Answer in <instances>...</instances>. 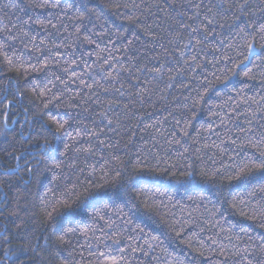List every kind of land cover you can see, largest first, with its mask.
<instances>
[{
  "label": "snow or ice",
  "instance_id": "6c2138e0",
  "mask_svg": "<svg viewBox=\"0 0 264 264\" xmlns=\"http://www.w3.org/2000/svg\"><path fill=\"white\" fill-rule=\"evenodd\" d=\"M90 3L91 0L79 5L75 0L71 3L67 0H41L28 7L47 10L44 19L29 16L22 22V27H0V72L15 74L8 78V85L0 93V137L6 145L0 147V154L5 161L11 158L17 162L11 169L5 164L0 172V192L12 184L13 178L16 181V195L13 197L16 206L8 213L9 217H15L11 221L15 230L7 225L0 228V240L7 245L0 261L3 264L9 261L11 264H53V261L71 264L73 253L68 249L73 246V240L79 244L83 238L90 250L93 244L96 249L90 251V256L95 259L89 260L88 264H132L131 254L141 252L148 256L149 252L144 251V246L133 235L144 234V227L141 224L133 227L129 214H144L149 219H164L171 215L175 219L172 209L179 207V201L173 202L170 190L179 192L182 189L187 193L201 182L214 185L218 192L234 183L244 187V196L232 195L226 202L236 214L258 220L260 227L264 228V133L257 134L251 127L253 120H247L250 125L247 129H237L244 135L230 140V163L223 164L221 158V167H215L216 160H212L213 167L209 169L200 149L185 147L177 138L178 135L189 136L192 118L189 113L201 102L208 103L206 97L210 92L217 98L221 95L212 91L215 84L208 80L206 69L209 65L216 69L210 75L223 85L222 92L226 97L222 103L210 105L209 111L212 107L224 109L232 99L230 89L237 93L243 91L233 82V77L239 75L235 69H241L246 80L256 79L255 69H260L264 75V21L256 23L249 19L242 27L236 25L247 50V55L238 63L226 54L219 59L213 56L212 60H200V54L204 52L202 45L215 35V16H226L234 7L239 13L235 19L240 21L249 16L250 0H236L228 7H225L228 0H217L214 4L209 0L207 7L203 0H180L179 6L177 0L145 4L149 16L155 15L152 12L155 7L157 12L168 11V18L179 25L180 31L175 39L168 40V46L159 44L161 55L148 54L155 50L156 44L144 52L133 51L134 41L128 39L121 29L110 32L104 31L105 24L97 26L93 17L98 20L102 13L89 7ZM259 5L260 11L264 12V0H259ZM104 7L126 10L129 25L136 29L132 34L152 32L151 38L155 39L153 28L159 25L147 23L145 18L141 26V18L135 14L141 11V5L135 0H109ZM178 7L185 10L179 11ZM185 17L191 23L184 22ZM31 25L43 29L46 36L40 37L32 32ZM69 25L72 28L70 33ZM219 26L224 27L223 24ZM64 33L76 40L82 39L86 45H95L97 59L92 64L84 59L85 55L90 58L92 53H81L79 59L73 54L65 59L61 49H71L72 45L63 39L58 41ZM99 41H106L105 46L101 47ZM220 44L223 45L224 41L221 40ZM198 46L201 47L197 51ZM227 48L231 50L233 45L228 44ZM211 51L215 53L220 49ZM221 61L233 63V69L225 70L231 75L224 79H220L217 67ZM31 73H44V81L28 79ZM188 73L193 75L188 76ZM196 73L203 77L199 88L193 87L198 81ZM181 77H186L188 82L179 79ZM178 79L189 95L184 96L182 105L178 98H174V107L170 108L166 93L176 86ZM192 91L196 92L195 97H191ZM190 98L193 100L191 108L187 103ZM156 103L164 104L162 111H167L166 116L154 123H144L141 119L131 127L127 126L135 105L155 107ZM177 108L180 109L179 117ZM50 109L63 111L52 114ZM17 113L22 115L23 122L12 119ZM213 115L219 116V113L213 112ZM226 115L231 119L233 114ZM170 120L171 130L164 127ZM15 126H19L18 133ZM221 126L227 128L224 120H221ZM206 130L214 132L211 127ZM10 133L20 139H15L14 135L10 140ZM33 145L34 152L29 150ZM164 145H180L183 150L176 152L173 161L169 148ZM227 152V148L222 150L223 154ZM194 199L188 196V200ZM199 199L202 202L205 198L200 196ZM21 211L24 218L20 216ZM191 215L189 212L188 216ZM171 231L181 237L184 222L177 219L171 225ZM240 232L247 239L240 235L225 236L231 248L209 236L208 256H205L204 241L198 240L199 248L193 251L209 264H264V233L254 239L246 229L241 228ZM17 237L21 238L22 245L12 248L11 242ZM167 238L166 233L149 237L159 244ZM234 238L236 243H232ZM145 244L149 250L155 247L147 241ZM188 246L192 247L191 241ZM65 252L67 256L63 255ZM164 264L169 261L165 260Z\"/></svg>",
  "mask_w": 264,
  "mask_h": 264
},
{
  "label": "trees",
  "instance_id": "16d2710c",
  "mask_svg": "<svg viewBox=\"0 0 264 264\" xmlns=\"http://www.w3.org/2000/svg\"><path fill=\"white\" fill-rule=\"evenodd\" d=\"M41 0H0V27H8L11 28L13 25H17V27H22L23 21H27L28 17H34L39 19H44L48 15V11L42 8H32L28 7L29 4L40 3ZM68 3H71L72 0H67ZM75 2L79 5L82 3H86L87 0H75ZM135 2L141 5V11H137L135 14L140 16L143 26V22L145 18H147V23L158 24L159 27L153 28V32L155 33V39H152V32L149 33H137L133 35L132 33H136V29L129 25L126 17L128 16V12L124 9H120L119 11L115 9L109 10L104 7V5L109 3V0H91L89 7L95 8L98 12L102 13L100 19H96L93 17V23L97 26L100 24H105L104 31L115 32L118 28L121 29L127 38L134 41L132 45L133 51L144 52L146 49H152V45L156 44L157 47L154 51H149V55H161L162 49L159 48V44H164L168 46V40L170 38L175 39V35L180 31L179 25L173 23L172 19L168 18V11H160L157 12L156 8H152V12L155 15L149 16L146 9H144V5H153L154 3H163V0H135ZM199 2V0H197ZM204 5L209 6V0H203ZM217 0H211V3H216ZM236 0H228V5L235 4ZM180 0H177V4L179 6ZM251 8L249 10L248 17H242L240 21L235 19V16L239 13L236 12V9L230 8L227 12L226 16L216 15L215 20V35L210 36L207 41H205L202 47L204 48V52L200 54L201 62L206 59L212 60L213 56L217 59L221 55H231L235 58V61L238 63L243 59L244 55H247V50L244 47L245 40L242 38L240 34H238V28L236 25L243 26V22L245 20H251L252 22L259 23L264 21V12L260 11L259 0H250ZM18 6V7H14ZM64 6H67L66 4ZM23 9V11L18 10ZM179 11H184V8H179ZM215 9L213 12L215 13ZM175 15V12H173ZM204 12H202V17ZM184 22L191 23L187 17L184 18ZM223 24L224 27L221 28L219 25ZM25 30H28L25 28ZM32 32L38 33L40 37H45L46 33L43 29H40L36 25H31ZM49 32L54 31L53 29H48ZM72 31L71 25H69V33ZM97 32L100 31V28L97 27ZM19 34V33H17ZM65 40L66 43L71 44L72 48H62L61 52L64 53V58H71L73 54L77 59L80 58L81 53H92L89 58L88 55L84 56L85 60H88L89 64H92L93 61L97 59L95 52L97 49L95 45H86L81 40H76L74 36L69 35L68 33H64L63 36L58 38L59 40ZM115 39V37H113ZM223 40L224 44L221 45L220 41ZM106 41H99L101 47L105 46ZM186 42V41H185ZM228 44H232L233 48L229 50L227 48ZM237 45L239 47H237ZM111 47V45H108ZM197 47V51L199 50ZM214 48H219V52H212L211 50ZM117 56H122L124 53H114ZM107 55V53H104ZM35 63V60L31 61ZM100 61H98L99 63ZM61 64H63V60H61ZM95 68L96 65L93 64ZM219 69L220 79H224L225 76H230L231 72H226V69H233V63L228 61H221V63L217 66ZM55 70V69H52ZM79 71V69H77ZM208 74V80L212 81V84H215V88L212 89L213 92H220L221 95L217 98L215 95H212L210 92L209 97H206L208 103L201 102L194 111L189 113L192 117L190 124L191 126L188 128L189 136L182 137L180 135L177 136L178 139L181 140V144L185 147H192L193 149H200V155L203 158V161L207 164L208 168L211 169L213 167L212 160H216L215 167H221V158L222 163L227 164L230 163L228 160V155H231V146L230 140L235 139L237 136H243V133H240L237 129L239 127H244L247 129L250 125L247 124L248 119H252L253 123L251 127L256 129L257 134L264 133V83H261L264 80V75L261 74L260 69H255L253 74L256 76L255 80H246L243 76V71L241 69H235L239 73L238 76L233 77V82L236 83L237 88H242L243 91L237 93L235 90L230 89V95L232 99L225 104L224 109L212 107V110L209 111L210 105L220 104L226 99L224 96L222 89L223 85H220L216 82V80L210 75L212 71H216L215 68H212L210 65L206 69ZM188 76L193 75L192 73H188ZM195 75L198 76V81L196 85H193L194 88H199L200 81L203 80V77L199 76V73ZM14 73H7L6 75L3 72H0V93L3 92L4 88L8 85L9 77H14ZM28 79H31L36 82L44 81V73H31L28 76ZM179 79H183L185 83H187L186 77H181ZM179 79L176 83V86L172 88L168 93H166L168 102L171 107H174L172 101L174 98H178L180 104L184 103V96L189 95L188 90L181 87ZM90 82V81H89ZM162 87V86H161ZM209 88H212V85H208ZM202 91V89H201ZM87 92V90H85ZM159 95V93H157ZM196 92H191V97H195ZM11 98V97H9ZM156 97H153L155 100ZM124 101H122L123 103ZM188 106L191 108L193 104V100L190 98L188 100ZM237 105L239 107L237 108ZM164 108L163 103H156L155 107H149L148 104H145L143 107L140 105H135L133 108V115L131 121L126 122L128 127L136 124L138 120H141L144 123H154L157 119H162L163 116L167 115V111H162ZM139 109L138 112L135 110ZM235 110V111H234ZM52 114L56 112H62V109H50ZM79 111V110H78ZM95 111H99L98 108ZM213 112L219 113V116L213 115ZM226 113H232L231 119H229ZM246 114V115H242ZM253 113H255V117L253 118ZM180 109L177 108V116L179 117ZM12 119H20L23 122V117L20 113H17L16 116H13ZM2 120V117H0ZM221 120H224V123L227 125V128L221 126ZM257 121L259 123H257ZM11 122V121H10ZM88 123V121H85ZM99 123V121H97ZM102 126V125H101ZM17 133L20 131L19 126H15ZM165 128L171 130L172 123L171 120L169 124L164 126ZM209 127L214 129V132H208L206 129ZM230 129V131H229ZM179 132V130H177ZM15 134L10 133L9 139L11 140ZM127 135L125 133V139ZM15 139L19 140L20 137L15 135ZM35 139V137H34ZM193 140L196 141L193 144ZM223 142V143H222ZM163 143V141H161ZM3 138L0 137V147H4ZM165 148H169L170 153L172 155V160H176V152L182 151L183 149L180 145H164ZM227 148L228 152L226 154L222 153V150ZM30 151H36L35 146L29 148ZM157 149H154V151ZM251 151V150H249ZM16 161L8 158L6 161L3 158V154H0V172L3 171L5 164L9 169L14 168L16 166ZM46 183V180L44 181ZM16 181L13 178L12 184L9 187L4 188L3 192H0V209H2L3 214L0 215V228L4 225H7L9 228L15 230V225L12 224V220L15 217H9L8 213L13 210L16 206L13 197L16 195ZM35 190V186L34 189ZM170 195L174 197L173 202L179 201V207L172 209L175 212V219L168 215L164 217V219H160L158 217H153L149 219L147 215L144 214H135L130 213L129 218L132 220V226L134 227L136 224H141L145 229V233H133L134 236L137 237L138 243L144 246V251L149 252L148 256H144L141 252H137L135 254L130 255V259L132 264H164L165 260L169 261V264H209L205 258L200 257L197 251H193V249H198L199 245L197 243L198 240L205 242V256L210 254L208 250V237H214L218 243L222 242L227 247L231 248V244L225 236L232 235L235 237L236 235H240L243 239H247L243 233L240 232L241 228L247 230L248 234L251 235L254 239H258L261 233H264V228L260 227V222L253 221L250 219H245L238 214H236L231 208H229L228 203L226 201L231 199L232 195H245V189L242 186H238L235 183L229 185L227 189L223 192H218L216 187L212 184H205L203 182L195 185L193 189L187 193H185L182 189L179 192L174 190H170ZM5 196H7V200H5ZM188 196H193L195 199L190 201L188 200ZM200 196H203L205 199L201 202L199 199ZM181 208L184 211H181ZM191 212V217L188 216V213ZM24 213L21 211L20 216L24 218ZM182 220L184 222V232L181 237H176L174 232L171 231V225L175 224L176 220ZM166 221V222H165ZM19 222V221H18ZM201 229H204L201 231ZM223 229V231H221ZM231 229L229 232L228 230ZM161 233L167 234V239L164 240L162 244H159L156 241H152L149 239L150 236H159ZM219 234V235H217ZM91 235V234H90ZM98 235V234H97ZM127 235V233L125 234ZM142 237V238H141ZM145 241L148 243H152L155 245L153 250H149ZM192 242V247L188 246V242ZM235 238L232 243H236ZM22 245L21 238L17 237L12 240L11 247L16 248ZM80 245H84V247H80ZM7 245L3 244V241L0 240V257L3 256V248ZM74 246V250H73ZM73 246H70L68 251L73 253L71 257V264H88L89 260H94L95 257L90 256V251H95V245L93 244V248L90 250L87 247V241L83 238L80 240L79 244L73 240ZM67 252L63 255L67 256ZM156 257L160 259L157 260ZM0 264H3L0 261ZM8 264H11L9 261ZM53 264H57L56 261H53Z\"/></svg>",
  "mask_w": 264,
  "mask_h": 264
}]
</instances>
